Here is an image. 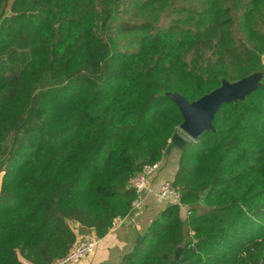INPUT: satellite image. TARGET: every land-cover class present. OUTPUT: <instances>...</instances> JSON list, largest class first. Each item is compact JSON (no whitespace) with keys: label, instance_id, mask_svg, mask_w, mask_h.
Returning <instances> with one entry per match:
<instances>
[{"label":"trees","instance_id":"1","mask_svg":"<svg viewBox=\"0 0 264 264\" xmlns=\"http://www.w3.org/2000/svg\"><path fill=\"white\" fill-rule=\"evenodd\" d=\"M28 4L0 0V264L61 260L76 228L106 235L182 122L168 95L195 101L264 53V0H59L38 23ZM212 124L179 149L180 204L121 264H264V81Z\"/></svg>","mask_w":264,"mask_h":264},{"label":"crops","instance_id":"2","mask_svg":"<svg viewBox=\"0 0 264 264\" xmlns=\"http://www.w3.org/2000/svg\"><path fill=\"white\" fill-rule=\"evenodd\" d=\"M178 157L179 149L176 148L171 162H168L167 157L160 161L162 166L158 172H154L150 176L147 188L137 193L129 215L120 219L106 235L95 238L92 232L81 233L76 228V240L82 236L93 237L96 239L95 248L90 254L64 264H121L124 256L132 251L137 238L146 231L167 204L156 200V192L160 183L173 179L177 169ZM184 207V205H179L182 219L186 217L185 212H182ZM22 262L29 264L24 260Z\"/></svg>","mask_w":264,"mask_h":264},{"label":"water","instance_id":"3","mask_svg":"<svg viewBox=\"0 0 264 264\" xmlns=\"http://www.w3.org/2000/svg\"><path fill=\"white\" fill-rule=\"evenodd\" d=\"M254 74L255 72L232 82L223 80L217 88L192 102H188L179 94H169V98L173 100L180 111L182 122L178 129L185 136L180 132L175 133L169 140L165 154L168 155L172 148L181 149L186 142V137L196 140L203 132L213 130L212 120L220 106L226 102L243 99L261 82L251 83V77ZM237 89L243 91L235 97H229L228 92ZM178 250L175 252V256Z\"/></svg>","mask_w":264,"mask_h":264},{"label":"built area","instance_id":"4","mask_svg":"<svg viewBox=\"0 0 264 264\" xmlns=\"http://www.w3.org/2000/svg\"><path fill=\"white\" fill-rule=\"evenodd\" d=\"M160 168V161L144 164L140 171L135 174L129 181L128 185L134 189L136 193L144 190L148 186L150 176ZM156 200L167 204H180L179 193L172 188L171 181L165 180L160 183L156 192ZM120 219L116 220L115 224ZM114 224V225H115ZM96 244V239L93 237L82 236L71 247L67 255L52 264H64L69 261L82 258L93 252Z\"/></svg>","mask_w":264,"mask_h":264},{"label":"rangeland","instance_id":"5","mask_svg":"<svg viewBox=\"0 0 264 264\" xmlns=\"http://www.w3.org/2000/svg\"><path fill=\"white\" fill-rule=\"evenodd\" d=\"M58 2H59V0H28L29 4L26 7L27 11H25L26 18L30 17V22L34 23L36 20V19H34L35 14L40 15V18H41V16H46V14H47L46 12L51 14L53 12L54 8L57 10ZM49 11H51V12H49ZM6 13L10 14L9 8H7ZM120 15L123 16V18L128 19V15H126V14L124 15L122 13H120ZM35 23H38V22H35ZM259 81H261V82L264 81V53L262 55V67H260L258 70H256L255 74L251 77V83L252 84L257 83ZM42 84L43 85L36 88V90H38L40 88H44L46 86H50L53 84V82L51 80H46ZM242 91L243 90H241V89H237L235 91H229L228 95H229V97H235V96H237V94H240ZM177 132H180L181 135L185 136L179 129L177 130ZM186 140H191V139L186 137ZM175 152H176V148H173V150L168 155L165 156L168 158V160H169L168 162H171V160L173 158V154ZM160 166H162V164ZM156 172H158V170ZM2 175H3V173L0 172V184L2 182ZM183 211L187 215V207L186 206L184 207V210H182V212ZM76 235H77V233H76Z\"/></svg>","mask_w":264,"mask_h":264}]
</instances>
